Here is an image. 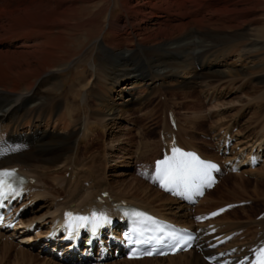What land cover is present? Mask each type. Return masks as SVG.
<instances>
[{
	"label": "bare ground",
	"instance_id": "6f19581e",
	"mask_svg": "<svg viewBox=\"0 0 264 264\" xmlns=\"http://www.w3.org/2000/svg\"><path fill=\"white\" fill-rule=\"evenodd\" d=\"M112 1L122 8V13L109 21L111 35L98 44L101 52L86 71L92 81L88 90L98 88L97 107L93 108L92 102L87 101L84 108L90 115L85 112V117H78L84 108L78 104L77 95L75 100L71 98L73 101L65 104L64 92L55 93L46 88L53 87L59 72L85 51L91 30L99 29L103 6ZM91 7L96 10L84 17L83 11ZM263 26L264 0H0V167L19 165L21 170L31 171L29 167L35 166L58 172L69 162L73 166L72 152L77 144L98 129L91 123L93 110L104 117L99 122L103 127L106 117L114 119L129 110L130 102L140 103L144 99L139 87L154 91L161 86L186 85L189 80H213L219 75L220 78L227 75L234 78L241 72L263 71L264 41L257 35ZM221 63H236L243 69H216ZM81 93L78 91V96ZM64 107L66 110L60 113ZM53 123L58 131L49 130ZM62 125H65L63 130H59ZM233 162L230 160L231 167ZM41 181L37 179L35 184L22 188L27 195L30 190L34 191L37 198L43 193L36 185L43 184ZM260 185L254 184L257 195H260ZM107 190L94 194L93 198H85L83 205L69 208L80 212L101 207L115 211L110 198L113 201L123 198L157 217L168 218L165 212L155 211L143 201L115 197L117 195L111 192L99 198ZM157 191L160 198L176 201L160 189ZM28 199L33 203L35 198L29 195ZM64 210L55 215L52 226L45 230L51 232L60 223ZM181 216L176 223L191 226L190 213L182 212ZM219 219L209 222L212 228L197 227V246L187 252L142 259L123 258L117 264H210L205 256L219 251L224 254L217 263L235 264L242 257L257 254L264 244V217L252 226L256 230L249 234L255 240L243 249L234 241L238 236V224L232 222L231 226L226 225L228 228L224 227L227 230L218 231L223 226L217 222ZM25 224L29 223L20 217V225ZM223 235H228L224 238L228 243L216 250L210 249V244ZM43 244L42 251L51 246L54 252L65 250V256L75 257H71L74 253L57 240ZM76 257L90 259V253L80 251Z\"/></svg>",
	"mask_w": 264,
	"mask_h": 264
},
{
	"label": "rangeland",
	"instance_id": "374dc122",
	"mask_svg": "<svg viewBox=\"0 0 264 264\" xmlns=\"http://www.w3.org/2000/svg\"><path fill=\"white\" fill-rule=\"evenodd\" d=\"M94 10L95 7L85 9L84 17L92 15ZM121 13L122 8L114 5L113 1L103 6L99 29L91 30L85 51L75 56L59 72L55 79L56 85L47 87L46 90L64 92L65 104L72 102L71 98L75 100L77 95L78 104L83 108L87 101L92 102L90 105L93 108L97 107L98 88L88 90L92 81L86 71L101 52L98 44L111 35L108 30L109 21L115 20ZM257 35L264 41V26ZM193 46H196L195 42ZM226 64L221 63L215 68L223 71L243 69V66L236 63ZM148 65L146 67L149 68ZM256 70L252 74L241 72V75L234 78L230 75L220 78L219 75L213 80H189L186 85L161 86L154 91H149L145 86L139 87V91L142 90L140 93L145 95L144 99L140 103L130 102L129 110L119 114L114 118L115 121L113 117H106L103 127L99 123L102 118L100 112L93 110L95 117L92 115L91 123L96 124L98 129L87 140L81 139L77 144V149L72 152L75 161L73 166L69 162V165L61 166L58 172L35 166L29 167L31 171L23 170L43 183L36 184L43 192L41 196L36 198L34 191H31L30 196L35 198L34 204L33 207H24L23 220L29 224L36 222L38 229H49L55 215L62 212L65 206L83 205L85 198H93L94 194L108 189L116 197L125 196L129 200L143 201L155 211L165 212L174 222L176 221L173 218L181 219L182 212L190 213L191 224L208 228L214 227L213 224L209 225L210 221L220 217L217 222H221L220 226H223L218 231H225L227 229L224 227L236 222L238 236L234 239L235 245L245 248L255 240L249 233L256 230L252 226L258 224L264 212V70ZM78 91H82L81 96H78ZM170 109L177 114L179 138L185 146L199 149L209 156H217L222 161L228 160L226 157L230 158L232 155L231 158L234 159V155L240 151L248 153L251 149H257L256 154H260L259 161L251 167L244 163L237 172L228 168L218 187L189 209H182L176 201L160 198L157 188L148 180L149 176L144 177L143 170L152 165L151 160L155 156L160 155L162 134L165 132L168 136L170 129L167 118ZM65 110L64 107L60 113ZM85 112L90 115L84 108L78 117H85ZM64 126L59 130H63ZM54 129L58 131L55 123L49 130ZM225 136L229 138L224 142ZM186 141L189 143L186 144ZM229 142L226 151L223 147ZM256 182L261 184L258 188L260 195L255 193ZM225 205L231 206L218 210L220 216L212 217L209 213L210 210ZM28 229L2 232L0 264H117L123 260L117 257L102 262L62 263L54 255L41 252L39 247L33 248L30 243L38 238L33 236L36 232ZM42 235L39 229L38 236ZM43 242L40 245L44 246Z\"/></svg>",
	"mask_w": 264,
	"mask_h": 264
},
{
	"label": "snow or ice",
	"instance_id": "6c2138e0",
	"mask_svg": "<svg viewBox=\"0 0 264 264\" xmlns=\"http://www.w3.org/2000/svg\"><path fill=\"white\" fill-rule=\"evenodd\" d=\"M214 167L215 165L200 160L192 153H185L179 149H173L171 156H166L163 160L157 161L156 179L166 189L189 188L193 185L194 181L206 178L208 170ZM14 177V171H0V199H6L9 195L16 194V189L13 187ZM133 215L140 216L142 213H134ZM213 215H216V213H213ZM66 216L68 217L70 226L74 223L77 226H83L88 222H99L107 219L102 215L97 216L95 212L91 216L74 215L69 212L66 213ZM0 222H2V218H0ZM188 239H191V237ZM187 243V239L183 240L182 243L177 244V247H182ZM257 264H264V247L258 249Z\"/></svg>",
	"mask_w": 264,
	"mask_h": 264
}]
</instances>
